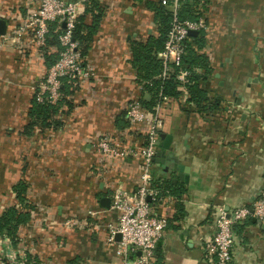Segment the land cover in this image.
Segmentation results:
<instances>
[{
    "label": "crops",
    "instance_id": "0c3cea01",
    "mask_svg": "<svg viewBox=\"0 0 264 264\" xmlns=\"http://www.w3.org/2000/svg\"><path fill=\"white\" fill-rule=\"evenodd\" d=\"M72 1L82 2L85 25L100 15L83 57L93 76L64 83L55 107L37 116L33 88L60 46H37L31 30L9 40L38 0H0L6 23L0 35V215L11 208L29 215L16 246L0 233V264H21L26 252L41 264H123L101 224L115 223L117 213L100 203L111 202L118 190L136 191L140 161H104L95 143L105 134L136 149L144 143V127L126 120L125 107L148 95L137 81L132 46L159 34L147 2L160 0H97L100 9L92 12L88 0ZM194 9L208 25L192 35L201 39L209 63V72H197L208 100L199 108L187 104L181 89L178 99L160 106V133L172 136L166 153L188 168V182L172 184L174 176L153 163L158 199L152 207L168 226L152 264H214L207 246L218 209L249 207L264 186V0H196ZM56 29L50 25V33ZM72 219L80 225H64ZM231 252V264H264V224L248 218L235 225Z\"/></svg>",
    "mask_w": 264,
    "mask_h": 264
},
{
    "label": "built area",
    "instance_id": "2783aa9c",
    "mask_svg": "<svg viewBox=\"0 0 264 264\" xmlns=\"http://www.w3.org/2000/svg\"><path fill=\"white\" fill-rule=\"evenodd\" d=\"M181 1L160 0L161 5L169 10L171 20L163 49L157 54L162 72L156 79L167 78L173 73L172 65L179 66L174 76L186 92L185 84L188 82L189 72L180 68V59L185 51L186 41L190 38L188 33L206 32L208 25L203 17L181 19ZM81 4L82 2L72 0H38L37 8L29 14L22 26L11 30L7 37L16 41L26 30H31L35 44L44 47L50 25L55 24L57 27L59 52L33 88L36 91V101L40 104H57L64 83L78 85L93 76L92 68L84 63L78 43L73 39ZM166 100L167 98H162L152 109L144 108L140 100H131L126 104V120L132 125L144 127V143L141 148L124 146L106 134L95 143V150L104 161L128 157H137L140 161L138 188L133 193L116 191L110 202V208L117 213L116 222L101 223L107 232V244L114 248V253L121 257L123 264H152L154 251L168 226L167 218L157 215L152 207V202L158 199V191L153 187V163L160 145L162 121L159 110L162 102ZM248 218L264 224V186L251 206L235 208L231 213L222 208L218 209L215 216V234L207 246L208 253L215 259L214 264L232 263L233 227ZM81 223L87 225L86 221ZM64 225L77 226L80 221L72 219ZM116 234L120 235L119 241L115 239Z\"/></svg>",
    "mask_w": 264,
    "mask_h": 264
},
{
    "label": "trees",
    "instance_id": "16d2710c",
    "mask_svg": "<svg viewBox=\"0 0 264 264\" xmlns=\"http://www.w3.org/2000/svg\"><path fill=\"white\" fill-rule=\"evenodd\" d=\"M89 9L88 12L93 10L99 11L97 0H88ZM196 0H182L179 9V16L181 19H194L200 17V13L194 9ZM147 7L154 12L155 19L158 23L159 34L157 36H151L145 43H135L132 46L133 59L132 65L137 72V81L141 84L143 92L149 95V99H141V103L144 108L152 109L158 102H161L162 98L178 99L183 86L176 81L174 74L178 71L179 66L173 67V73L165 79H156L162 72V65L157 58L158 52L162 51L163 45L166 39V35L170 29V12L167 8L161 5V3H155L152 1L147 2ZM100 15H94L93 22L90 26L83 23V17H78L75 28L73 31V39L78 43V50L82 56L85 55L88 43L91 41L93 34L95 33ZM59 32L50 33L51 45H57V36ZM48 37V36H47ZM47 45V44H46ZM59 45V44H58ZM203 44L198 37L190 36L185 44V51L180 59V68L189 72L188 82L185 87L188 92V98L186 103H192L195 107H201L207 102L205 92L198 85V71L205 70L210 71L208 59L203 52ZM56 56L53 60L55 61ZM52 62V63H53ZM55 107V106H54ZM47 104H34V115L40 113H46L49 109L54 108ZM16 190L18 193L24 191V187L19 185ZM20 197V196H19ZM29 220V215L18 212L17 209L11 208L5 213L0 215V233H5L11 239L12 246H16L18 238L16 232L20 225L26 224ZM21 264H41L38 257L26 252Z\"/></svg>",
    "mask_w": 264,
    "mask_h": 264
},
{
    "label": "water",
    "instance_id": "95a60500",
    "mask_svg": "<svg viewBox=\"0 0 264 264\" xmlns=\"http://www.w3.org/2000/svg\"><path fill=\"white\" fill-rule=\"evenodd\" d=\"M6 34V23L4 20L0 19V35H5ZM189 36L192 35H197V32L195 31H189ZM145 98H148V95L145 96ZM159 138L162 139L163 143L162 146L159 148V150L156 152L155 157H154V162L158 166H163V173L166 174L167 176H174L171 180L172 184H175L178 180L180 182H188V168L181 165L178 162V159L173 157L170 154H167L166 152L169 151L170 148V142L172 140V136L169 134L165 133H159ZM170 163L171 167L170 170L168 169L169 167H166L165 163ZM101 207L104 209H109L110 208V199L108 198H102L101 199ZM116 241L120 240V235L116 234L115 235ZM139 255V253H138Z\"/></svg>",
    "mask_w": 264,
    "mask_h": 264
}]
</instances>
